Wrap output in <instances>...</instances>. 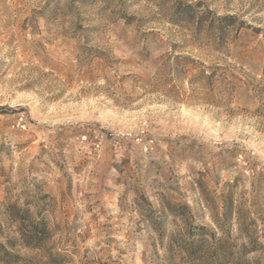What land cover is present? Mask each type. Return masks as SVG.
Listing matches in <instances>:
<instances>
[{
  "label": "rangeland",
  "instance_id": "1",
  "mask_svg": "<svg viewBox=\"0 0 264 264\" xmlns=\"http://www.w3.org/2000/svg\"><path fill=\"white\" fill-rule=\"evenodd\" d=\"M0 239V264H264V0H0Z\"/></svg>",
  "mask_w": 264,
  "mask_h": 264
},
{
  "label": "trees",
  "instance_id": "2",
  "mask_svg": "<svg viewBox=\"0 0 264 264\" xmlns=\"http://www.w3.org/2000/svg\"><path fill=\"white\" fill-rule=\"evenodd\" d=\"M21 212L24 214V218L21 224L22 232L20 233L24 236L26 245L35 248L41 247L47 238V224L43 219L31 222L27 216L28 210H21ZM8 246H10L9 242L4 243L0 239V261L10 262L18 257V255L9 250Z\"/></svg>",
  "mask_w": 264,
  "mask_h": 264
}]
</instances>
